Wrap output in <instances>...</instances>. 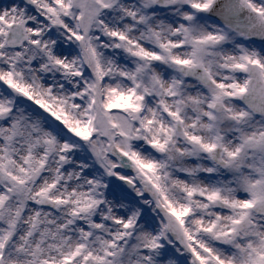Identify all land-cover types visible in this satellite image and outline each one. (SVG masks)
I'll return each instance as SVG.
<instances>
[{"label": "snow or ice", "instance_id": "6c2138e0", "mask_svg": "<svg viewBox=\"0 0 264 264\" xmlns=\"http://www.w3.org/2000/svg\"><path fill=\"white\" fill-rule=\"evenodd\" d=\"M0 264H264V0H0Z\"/></svg>", "mask_w": 264, "mask_h": 264}]
</instances>
